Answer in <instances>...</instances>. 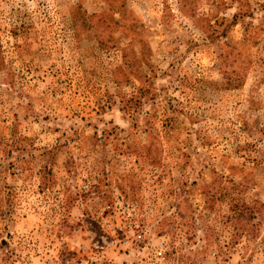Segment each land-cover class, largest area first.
<instances>
[{"label": "rangeland", "instance_id": "obj_1", "mask_svg": "<svg viewBox=\"0 0 264 264\" xmlns=\"http://www.w3.org/2000/svg\"><path fill=\"white\" fill-rule=\"evenodd\" d=\"M0 264H264V0H0Z\"/></svg>", "mask_w": 264, "mask_h": 264}]
</instances>
